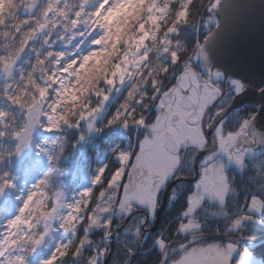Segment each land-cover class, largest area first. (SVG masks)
Instances as JSON below:
<instances>
[{"label": "snow or ice", "instance_id": "6c2138e0", "mask_svg": "<svg viewBox=\"0 0 264 264\" xmlns=\"http://www.w3.org/2000/svg\"><path fill=\"white\" fill-rule=\"evenodd\" d=\"M89 3L80 0L72 9L66 0H49L46 8L35 6L43 19L29 30L17 56L49 24L61 27L55 17L71 24L72 39L76 35L93 36L97 30L99 34L91 39L87 53L77 56L73 52L68 60L64 52L55 50V41L49 43V32L44 41L49 51L43 57L38 53L37 63L43 66L51 61L52 67L41 68L37 76L29 73L23 88L10 91L11 85L6 84L0 93L9 108L24 114V120L17 124L15 116L0 107V138L14 139V151L19 155L30 146L37 129L51 133L59 131L61 123L80 127L78 121L69 120V112L77 113L68 109V104L80 109L79 121H94L110 90L118 82L123 84L126 78L138 76L124 102L104 125L119 124L125 129L134 126L139 130L135 144L129 137V148L114 153L113 165L97 169L92 178L94 187L81 192L74 204L63 203L62 191H49V174L45 173L33 185L19 214L8 221V234L0 239V264H28L26 256L18 254L13 259L9 250L26 240L34 252L46 232L30 235L20 226L27 225L30 230L35 220L47 230V222L62 208L68 212L59 217L61 227L71 232L72 238L40 264H80L81 260L84 264H106L112 255V214L118 212L122 220L134 222L124 229L125 235L131 229L140 239L144 236L141 225L159 218L162 192L170 193V204L181 197L182 203L171 234L178 239L170 240L163 230L152 238L147 255L154 253L156 264H264V247L258 256L247 243L242 246L240 241L229 239L244 228L259 225L264 229V156L250 162L256 154L254 146L264 145V107L259 112L238 115L241 110L235 100L246 93L247 82L229 68L240 62L241 53L235 48L224 49L218 42L237 5L228 0H208L207 5L202 0H96L89 11ZM129 7L135 23L128 25L129 13L124 12V18L113 24L116 14ZM201 10L207 18L201 15L199 23H194V15ZM218 12L223 13V25ZM81 24L85 31L77 32ZM63 27L67 30V24ZM189 28L193 35L184 41L182 31ZM156 44L164 56L159 63L153 62ZM14 60H0V71L9 79ZM258 90L264 95V86ZM53 93L55 99L50 101ZM93 94L99 98L95 106L86 99ZM230 100L227 112L218 106ZM146 112H151V118ZM229 114L236 120L234 126H227L225 116ZM88 128L92 130L93 123H88ZM46 143L37 144V152L47 154L52 163L53 156L43 146ZM8 176L0 175V195L14 186ZM210 208L215 209V234L209 232L205 217ZM140 209L145 214L136 221ZM93 230L103 231L105 247L92 240ZM26 250L20 248L21 252ZM123 254L127 257L125 264H140V251L125 244Z\"/></svg>", "mask_w": 264, "mask_h": 264}, {"label": "trees", "instance_id": "16d2710c", "mask_svg": "<svg viewBox=\"0 0 264 264\" xmlns=\"http://www.w3.org/2000/svg\"><path fill=\"white\" fill-rule=\"evenodd\" d=\"M202 2L207 5L208 0H202ZM49 0H0V60L11 61L13 57L17 55L18 50L21 48L23 40L26 35L29 34V30L36 26L37 20H42L40 11L34 10L37 4L40 5V9L46 8L48 6ZM66 3L70 8L74 9L79 5L80 0H66ZM96 0H90L89 11L95 6ZM33 6L30 13H27V8ZM124 12L129 13L127 18L128 25H132L135 21L132 19L133 9L125 8L123 12L117 13L113 18L112 23L115 24L117 20H122L124 18ZM147 14V13H145ZM203 15L205 19L207 18V13L201 10L200 14L194 15L193 22L199 23L200 16ZM56 20L60 21L61 27L53 28L49 24L48 28L43 32L35 34L31 39L30 45L23 51V56L20 62L14 67L12 71V78L5 79L1 75L0 71V93H3L6 84L11 85V90H16L18 88H23L29 73L33 76L40 74L39 70L41 68L52 67L51 61L46 65H39L37 63L39 57H43L49 48L45 45V38L49 36L51 32V43L55 41V50L58 52H64L66 54V59H72V53L75 52L77 56L89 51L90 42L94 35L99 34V30L93 34V36L81 37L76 35L75 39H72L71 24L68 23L62 17H55ZM67 24V30L63 25ZM77 32L85 31L84 25L81 24ZM204 29L201 30V38H203ZM193 35L191 28L182 31V39L188 41ZM62 37V38H61ZM190 46V45H189ZM79 49V51H77ZM39 53V57L38 54ZM153 62L159 63L164 59L161 51V46L156 44L153 47ZM35 69V71H34ZM138 76H133L122 86V88L117 92L116 88H112L109 93V99L102 105L104 110L95 118L94 121H79V108H74L73 105L68 104L67 108L72 109L76 115H72L71 112L68 113L69 120L78 121L80 124L79 128L69 127L61 123L60 130L55 132H43L40 130L37 136L34 137V147L31 155L24 160L22 163L18 164L13 156H8L7 153L13 152L15 146V140L10 137L0 138V175L8 173V179L14 185L5 190L8 195L7 205L13 204L16 207V189L18 183L15 179L25 178V182L29 184L34 180L35 173L38 174L39 179L48 173L49 179V191L54 192L58 190L60 184L61 188L64 189L63 194L65 198L75 203L76 200L80 199V193L86 189L94 187L92 184V178L96 175L97 169L103 165H113L115 163L114 153L119 150H127L129 148V137H131V143L134 145L137 138V132L139 131L134 126L128 129L123 128L119 124L112 127H105V121L109 116L119 108L120 104L124 102L126 94L133 82L138 80ZM101 87L107 88L106 85L101 84ZM55 94L53 93L49 100H54ZM90 100L92 105L95 106L99 98L94 94L86 97ZM0 107L8 109L10 113L15 116V122L20 124L24 119V114L21 112L17 114V109L9 108L8 101L0 99ZM139 111V109H138ZM244 115L248 114V110L243 112ZM146 116L151 118V112H146ZM93 123V129L89 130L88 123ZM102 128L103 131H97L96 129ZM83 136L84 139L81 140L80 137ZM47 140V143L43 146L48 149L49 154L53 156L52 163L49 162L48 155L45 154L44 159H41V154L37 152L36 145L40 144L42 141ZM38 154V158H34ZM260 156H264V153L251 159H259ZM250 160V162H251ZM41 161V162H40ZM31 170L28 174V170ZM239 180V175H238ZM0 195V216L4 217V210L7 205L2 203L4 196ZM181 199L174 201L172 204L166 206L160 215L158 230L153 232L140 246L138 249L140 239H137L133 231L130 229L127 235H125L124 229L130 228V224L134 225V222L127 223L123 228L118 231L112 245L110 246L112 255L109 258L110 264H125L127 257L123 254L124 245L127 244L135 251H140L141 261L140 264H156L155 254L149 257L147 251L151 250L152 238L158 235L162 230L169 236L171 240L175 229V219L180 204ZM211 209V208H210ZM6 217L8 215L4 212ZM143 214H135V220L139 221ZM205 217L208 220L209 232H214L213 230L217 226V221L212 218V213L207 212ZM113 228L112 233H115L116 229L123 223L124 219H121L120 214L113 213ZM3 222L0 221V229ZM117 225H119L117 227ZM152 224H147L145 227H151ZM221 231L224 229V224L221 222L219 224ZM264 233L259 225L253 228H244L241 233H236L234 235L242 236H258ZM69 239L61 238L58 245L53 249L52 253L55 252L59 245L67 244L72 238V233L68 234ZM92 240L96 245L100 247L106 246V241H104V233L102 230H93L91 233ZM67 241V242H66ZM245 243H242L243 246ZM24 249V255L29 253V243ZM249 247L254 248L259 256V250L264 247V239L255 243L248 244ZM93 249H89L92 251ZM259 259V257H256ZM65 264H68L66 261ZM80 264H84L81 260Z\"/></svg>", "mask_w": 264, "mask_h": 264}, {"label": "water", "instance_id": "95a60500", "mask_svg": "<svg viewBox=\"0 0 264 264\" xmlns=\"http://www.w3.org/2000/svg\"><path fill=\"white\" fill-rule=\"evenodd\" d=\"M228 2L237 5V8L228 21L227 27L224 28L221 36L218 37V42L224 49L235 48L241 53L240 62L230 67L229 71H235L237 74L242 75L247 82L246 93L238 100H235V103L239 106L246 103L255 105L257 107L255 112H259L262 107H264V95H261L258 90L260 86H264V0H228ZM31 10L32 6L27 9V12L30 13ZM217 15L221 17V23L223 25V13L218 12ZM213 31H215V29H213ZM22 56L23 53L19 56L16 55L14 66L20 62ZM1 73L5 78H8L3 71H1ZM228 106L224 108L225 112H227ZM39 130L40 129H37L33 133V136L37 135ZM32 147L33 140L30 146L24 148L19 155L13 151V157L19 163L23 162V160L29 156ZM255 148L264 149V145H258L255 146ZM166 198L167 192H163L160 201V214L165 207ZM139 212H143V210L136 211V213ZM158 220L153 222V225L149 228H145L144 224L141 225L144 233V236L141 237V242L145 239L144 237H148L151 232L157 229ZM126 222L127 219L124 220L121 227H123ZM119 230L120 227L116 229L115 233ZM115 233L112 235V241L115 238ZM210 233L215 234V232ZM262 236H264V233L253 237L242 235L230 236L229 239H236L240 241V243L253 244V240L255 243L263 240L261 239ZM112 241L110 246L113 243ZM140 244L141 243H139L138 249L140 248ZM108 259L109 257L107 261Z\"/></svg>", "mask_w": 264, "mask_h": 264}, {"label": "rangeland", "instance_id": "374dc122", "mask_svg": "<svg viewBox=\"0 0 264 264\" xmlns=\"http://www.w3.org/2000/svg\"><path fill=\"white\" fill-rule=\"evenodd\" d=\"M129 80V78L125 79V82L123 84H120L119 82L116 84L115 88L117 90V92L122 88V86ZM104 110V107H102V111ZM98 117V116H97ZM24 120V119H23ZM16 143V141H15ZM15 147V146H14ZM261 152H256V154L254 156H251L250 159L257 157ZM41 159L43 160L45 157V153L41 152ZM34 158H38V154H36V156ZM41 162V161H40ZM30 169L28 170V174L30 173ZM40 180L38 174L34 176V180H32V182H30L29 184H27L25 182V178L23 179H15V182L18 183L17 189H16V207H13L15 205L13 204H9L7 205V200H8V195L6 194V192L4 191L2 196V203H4V205L6 206V209L4 210V212H6V214L8 215L7 218L5 213L4 217L0 216V221L3 222L2 227L0 229V239L3 238V236H6L8 234V228H7V224L8 221L10 219H14L18 214H19V209L21 207H23L24 205V200L27 198L29 192L32 190L33 185H35L37 183V181ZM61 185H59L58 190L64 191L63 188H61ZM1 196V197H2ZM63 203L64 204H73V202L68 201L64 194H63ZM68 212L67 208H62L59 211V214L57 215V217L49 220L47 222V230L44 227V224L41 223L39 225H36L35 220H33V224L35 225L34 227H32L30 230L28 228L27 225H21L20 228L23 229V232H29L30 235H35L37 233H45L46 234L43 236L42 242L36 246L35 251H31V248L33 247L32 244L29 241L26 240H21L20 241V247H17L15 249H10V254L12 256V258L14 259L18 254L24 255V252L20 251V248H24L25 246H28L27 243H29V253L24 256L27 257L28 259V264H40V262L44 259L47 258L50 254H52L53 249L56 247V245H58L60 239L63 237L65 239H69L70 236H68V234H70L71 232H65L64 229L61 227V219L59 218L60 216L66 215ZM214 212V210H213ZM116 214H119L118 212H114ZM29 214L26 213V218L28 217ZM38 215V213H37ZM13 231H17L18 235H20L21 233L18 230H13ZM15 238V237H14ZM67 242V241H66Z\"/></svg>", "mask_w": 264, "mask_h": 264}, {"label": "flooded vegetation", "instance_id": "af4514ba", "mask_svg": "<svg viewBox=\"0 0 264 264\" xmlns=\"http://www.w3.org/2000/svg\"><path fill=\"white\" fill-rule=\"evenodd\" d=\"M227 86H225V91L227 92ZM231 103V100L230 101H228V103H224L223 105H218V106H222L223 108H225V107H227L229 104ZM240 107V113L238 114V115H240V116H243L244 114H243V112L245 111V110H248V114H251V113H254L256 110H257V107L255 106V105H252V104H242L241 106H239ZM247 114V115H248ZM206 120H207V117H206ZM225 120H226V122H227V126H234L235 125V123H236V120L232 117V115H226L225 116ZM210 148H211V146H209ZM255 147V146H254ZM255 152H264V149H262V150H260V149H258V148H255ZM189 155H191V153H189ZM253 159V158H252ZM251 160V159H250ZM170 193L169 192H167V198H166V204H165V207L166 206H168V205H170V203H169V201H168V195H169ZM162 195H163V192L161 193V197H162ZM164 207V208H165ZM140 210H143V209H140ZM164 210V209H163ZM213 210L215 211V209H209V213H213ZM163 212V211H162ZM161 212V213H162ZM141 214H145V212H144V210H143V212H140ZM136 214H138V213H136ZM161 215V214H160ZM160 218V217H159ZM127 223H129V220H127V222H126V224ZM158 223H159V220H158ZM125 224V225H126ZM156 230H158V227H157V229ZM156 230H154L153 232H155ZM153 232H151V234L153 233ZM150 234V235H151ZM149 235V236H150ZM172 239H178V238H176L175 236H173L172 237ZM110 258V257H109ZM107 264H110L109 263V260L107 261Z\"/></svg>", "mask_w": 264, "mask_h": 264}]
</instances>
